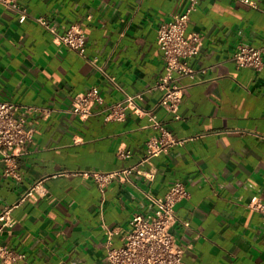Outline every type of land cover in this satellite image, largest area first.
<instances>
[{
  "label": "crops",
  "instance_id": "0c3cea01",
  "mask_svg": "<svg viewBox=\"0 0 264 264\" xmlns=\"http://www.w3.org/2000/svg\"><path fill=\"white\" fill-rule=\"evenodd\" d=\"M251 1L199 0L188 32L201 33L203 44L189 61L195 80L181 81L190 87L178 114L160 105L158 29L191 0H20L29 11L24 23L0 4V101L19 104L34 130L16 157L17 178L5 175L0 154V212L13 207L14 220L0 242L21 256L12 264H109V240L123 244L133 214L152 213L150 196L177 181L189 193L172 228L185 264H264L263 216L250 206L264 205V70L233 60L240 44L264 45V0ZM40 17L60 34L79 24L86 55L56 45ZM93 86L105 103L80 119L71 104ZM142 92L136 110L106 119L110 105ZM148 115L183 142L143 162L147 142L160 135ZM135 166L103 189L86 175Z\"/></svg>",
  "mask_w": 264,
  "mask_h": 264
},
{
  "label": "built area",
  "instance_id": "2783aa9c",
  "mask_svg": "<svg viewBox=\"0 0 264 264\" xmlns=\"http://www.w3.org/2000/svg\"><path fill=\"white\" fill-rule=\"evenodd\" d=\"M238 1L254 5L251 0ZM0 4L17 12L20 23L26 22L29 18V11L20 4V0H0ZM198 4L199 0H191L184 12L176 14L170 22L161 24L158 29V46L164 56L166 72L156 88L164 92L160 105L173 114H178L184 92L190 87V85L182 84L181 81L185 78L195 80L197 74V70L190 66L189 61L200 53L203 35L199 32L189 33L188 27L191 15L197 10ZM37 21L52 33L56 45L80 55H86V34L79 24L72 25L60 34L56 27L44 18H37ZM233 60L242 67L264 70V45L255 47L240 44L233 54ZM93 62L96 64L97 58ZM107 78L115 87L122 90L115 77L107 76ZM144 94L145 92L134 95L125 94L123 100L107 108L106 119L121 120L127 110H136L134 105L137 101L143 100ZM105 100L100 88L93 86L74 97L70 112L80 119H87L93 114L94 108L104 104ZM20 109L21 106L15 102L0 101V154L5 163V175L14 178L18 177L16 157L23 154L27 145L34 140V130L27 126L24 116L18 115ZM27 111L49 113L48 110L38 107H28ZM148 116L149 126L158 130L160 135L147 142L146 157L143 162H148L170 146L183 142L175 139L155 116ZM118 155L129 158L131 152L119 150ZM133 170H137V166L111 172L92 171L86 175L103 189L115 179L126 180ZM146 177L152 179L154 174L149 173ZM38 186L39 184L30 190L27 196H32ZM188 195L186 185L182 181H177L164 196H150L154 205L153 212L148 215L133 214L124 242L120 246H114L112 240H109L107 244L109 264H185L184 250L177 243L172 228L177 222L175 207ZM254 202L255 199L250 206L262 213L264 223V205ZM12 209L13 207L7 206L0 212V237L14 224ZM0 258L5 263L12 264L21 256L0 242Z\"/></svg>",
  "mask_w": 264,
  "mask_h": 264
}]
</instances>
